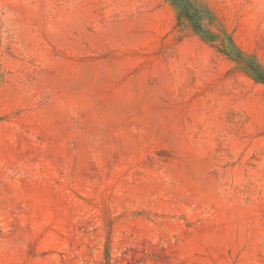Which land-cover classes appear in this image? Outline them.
I'll list each match as a JSON object with an SVG mask.
<instances>
[{
  "label": "rangeland",
  "instance_id": "rangeland-1",
  "mask_svg": "<svg viewBox=\"0 0 264 264\" xmlns=\"http://www.w3.org/2000/svg\"><path fill=\"white\" fill-rule=\"evenodd\" d=\"M0 0V264H264V0Z\"/></svg>",
  "mask_w": 264,
  "mask_h": 264
},
{
  "label": "trees",
  "instance_id": "trees-1",
  "mask_svg": "<svg viewBox=\"0 0 264 264\" xmlns=\"http://www.w3.org/2000/svg\"><path fill=\"white\" fill-rule=\"evenodd\" d=\"M175 7L178 18L188 22L191 27L202 36L204 41H220L224 46L222 50L227 55H232L236 58V61L243 64L245 53L236 45L233 38L226 32L221 34L215 33L210 30H205L204 21H209L210 24H214L216 16L213 11L206 5L201 4L195 0H165ZM246 66L248 73L254 78L255 81L264 84V70L255 64Z\"/></svg>",
  "mask_w": 264,
  "mask_h": 264
}]
</instances>
